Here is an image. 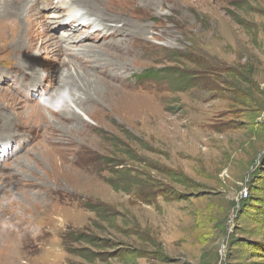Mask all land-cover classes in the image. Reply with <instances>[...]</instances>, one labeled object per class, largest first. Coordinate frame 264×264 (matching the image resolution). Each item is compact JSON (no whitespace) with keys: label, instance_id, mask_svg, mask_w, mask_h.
<instances>
[{"label":"rangeland","instance_id":"rangeland-1","mask_svg":"<svg viewBox=\"0 0 264 264\" xmlns=\"http://www.w3.org/2000/svg\"><path fill=\"white\" fill-rule=\"evenodd\" d=\"M92 1L77 55L40 47L68 31L53 9L0 0V264H264V0ZM19 42L50 57L36 93ZM108 160L161 193L113 190Z\"/></svg>","mask_w":264,"mask_h":264},{"label":"trees","instance_id":"trees-1","mask_svg":"<svg viewBox=\"0 0 264 264\" xmlns=\"http://www.w3.org/2000/svg\"><path fill=\"white\" fill-rule=\"evenodd\" d=\"M239 23V22H238ZM240 25V23H239ZM187 61H191L189 58H185ZM170 71L166 73V71ZM168 70H162L166 75L170 78L175 77V81L180 78L181 83H188L189 85H192L195 83V76H191L190 74H184L183 72H177L178 70H173L171 68H168ZM175 71V72H174ZM148 72H155L157 75H159L160 71H152L151 69L144 70V73ZM109 164L110 167H112L111 171L113 175H120L119 181H115L113 179H107L106 182L108 185L111 186V188L115 191H123L125 193H131L132 191H135V194L144 202H146L148 198L153 196V193L149 192L151 189H156L158 187L159 194L161 193V184H154L153 182L150 184L149 176L145 174L141 175H133L131 170H127V168L122 167V162H111L110 160ZM118 167H121L120 170L116 169ZM116 169V170H114ZM123 175V176H122ZM149 180V181H148ZM148 191V192H147ZM146 192L145 196L144 193ZM83 208H85L87 211L94 213L96 216H101L105 219L109 218V211L107 210L106 206L104 204L96 203H86L84 204ZM63 239L65 244V251L73 254H77V252L80 253L78 257L82 258L83 261H92L96 259L97 257H100L102 259V250H104L107 246H105V242L103 238H99L92 234H86L84 232L80 231H72L66 234V236ZM77 244H86L88 246L94 247L98 249L99 252H95V254L92 253L94 258H90L91 255L83 254L84 248L74 249L72 246ZM77 257V255H76Z\"/></svg>","mask_w":264,"mask_h":264},{"label":"bare ground","instance_id":"bare-ground-1","mask_svg":"<svg viewBox=\"0 0 264 264\" xmlns=\"http://www.w3.org/2000/svg\"><path fill=\"white\" fill-rule=\"evenodd\" d=\"M34 1H35L36 5H39V4L43 5L42 8H48L49 7L51 9H53V10H51V12L56 13L57 16H54L55 20L50 22V24H52L53 27H55V29H58V28H62L63 29L64 28L65 30H68L65 33V35H63L61 33L63 36H60L58 42H56V43L52 42L51 44L46 46L47 42H44V41L40 42V47L43 46L44 50H49V49H47V47L50 48V50L46 51V53H52V52H54L55 54L58 53V48H61L62 44L64 45L63 48L67 49V52L69 50L71 51L70 47H73V48L80 47V48H83V49L80 50L79 52H77V55H79L78 53H80V54H82V53L83 54L91 53V51H89V46H87V45L86 46H83V45L82 46H78V45L70 46V45L74 44L75 42H78L79 36H75V32H77L79 30L82 31V28H85V29H83V32L86 29L87 30L91 29V30H94V32H97L100 28L93 26V22L90 21L91 19L89 20L85 16V14L88 13V12L82 13L80 11H76L75 9H72L73 8L72 5H73V3H79L80 5L84 6L86 9H88L90 12H93L96 9H98V6L95 4V1H92V0H69L70 3L72 2L71 5L68 3L69 1L65 2L64 0H57L56 4L52 3L53 1H51V0H34ZM94 5H95V7H94ZM59 10H61L63 12V14L66 17V19H64L61 15H59V13H58ZM73 36H75V38H72ZM88 36H89L88 34L87 35H83V36H81L80 40H85V39H87ZM58 43H60L59 47H57ZM32 48H33V43H29L28 42L26 45H24V47H22L21 43L19 42V43H17V47H15V50L16 51L23 50L25 55H26V57L28 58V59L25 58V60H28L27 61V65H28L29 69L26 70L21 75L23 77H25V74H29V76L32 77L31 83H32V85L34 84V86H33L35 88L34 92L36 93L37 90L42 89V87H40L41 83L39 84V81L35 78V76H37L39 74L38 66L40 67V66H42V65H44L46 63H49L50 57L49 56L48 57H44V58L39 57L37 59V58L33 57V55L31 54ZM44 54H45V52H44ZM22 76H21V78H22ZM35 95H37V94H35ZM65 99H66V97H65ZM66 101H67V99H66ZM69 106L71 107V105H69ZM72 109H73V112L77 116H81L83 118L82 115L77 114L75 108H72ZM68 114H69V112H68ZM70 116H72V115H70ZM3 150H4V152L2 154L5 155V151H6V147L5 146H3Z\"/></svg>","mask_w":264,"mask_h":264}]
</instances>
